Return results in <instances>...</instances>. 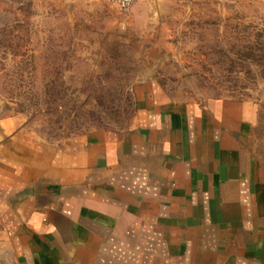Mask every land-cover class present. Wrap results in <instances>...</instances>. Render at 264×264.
<instances>
[{
  "label": "crops",
  "instance_id": "1",
  "mask_svg": "<svg viewBox=\"0 0 264 264\" xmlns=\"http://www.w3.org/2000/svg\"><path fill=\"white\" fill-rule=\"evenodd\" d=\"M133 98L41 145L0 114V264H264V105Z\"/></svg>",
  "mask_w": 264,
  "mask_h": 264
},
{
  "label": "rangeland",
  "instance_id": "2",
  "mask_svg": "<svg viewBox=\"0 0 264 264\" xmlns=\"http://www.w3.org/2000/svg\"><path fill=\"white\" fill-rule=\"evenodd\" d=\"M141 80L264 105V0H0V114L36 144L124 130Z\"/></svg>",
  "mask_w": 264,
  "mask_h": 264
},
{
  "label": "built area",
  "instance_id": "3",
  "mask_svg": "<svg viewBox=\"0 0 264 264\" xmlns=\"http://www.w3.org/2000/svg\"><path fill=\"white\" fill-rule=\"evenodd\" d=\"M110 1L114 3L116 6H118L120 9H127L132 3V0H110Z\"/></svg>",
  "mask_w": 264,
  "mask_h": 264
}]
</instances>
